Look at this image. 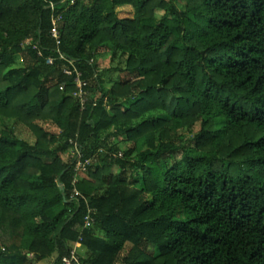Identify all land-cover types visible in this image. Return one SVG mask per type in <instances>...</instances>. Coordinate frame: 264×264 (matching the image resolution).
I'll list each match as a JSON object with an SVG mask.
<instances>
[{"label":"trees","instance_id":"16d2710c","mask_svg":"<svg viewBox=\"0 0 264 264\" xmlns=\"http://www.w3.org/2000/svg\"><path fill=\"white\" fill-rule=\"evenodd\" d=\"M70 140L90 159L76 182ZM72 251L264 264V0H0V264Z\"/></svg>","mask_w":264,"mask_h":264},{"label":"built area","instance_id":"2783aa9c","mask_svg":"<svg viewBox=\"0 0 264 264\" xmlns=\"http://www.w3.org/2000/svg\"><path fill=\"white\" fill-rule=\"evenodd\" d=\"M51 8H53V4L50 3L49 5ZM61 22V15H56L54 17H52V21H51V29H50V35L51 37L54 39L55 43L58 45L60 44V34H59V30H58V24ZM59 59L61 60H66V57L59 52ZM46 62L48 64H52L53 63V58L49 57ZM70 65H72V68H63V72L67 75L70 76L74 73V77H73V84L75 86V90L72 92V95L74 98H76L77 100H79V103L81 105V108H84V104L87 101V91L85 90V87L87 86V82L82 78V74L81 72H79L75 66L73 65V63L71 61H69ZM63 87V86H62ZM70 143V157H72L74 159V168H73V182H76L82 174L81 171L85 172L87 170V166L90 164V159L86 158L83 159L82 156V148L81 146L73 140L69 141ZM108 155L112 158H120L123 156V154L120 151L117 152H110L108 153ZM77 193V192H76ZM92 211L91 209H89V212ZM86 215L84 218V227H89L91 225H93L94 220L92 217H90L89 215ZM75 251H72L71 256L68 257H64L63 258V263L64 264H77V257L74 254Z\"/></svg>","mask_w":264,"mask_h":264},{"label":"rangeland","instance_id":"374dc122","mask_svg":"<svg viewBox=\"0 0 264 264\" xmlns=\"http://www.w3.org/2000/svg\"><path fill=\"white\" fill-rule=\"evenodd\" d=\"M178 5H179V7H181L182 4H178ZM127 9H129V8H128V7H121V8H118V10H117V11H118V15H120V16H125V15L127 14V11H128ZM162 14H163V11H161V10H156V12H155V17H154V19H152V20L150 21V23H152V25L157 24V22L159 21V18L161 17ZM98 59L101 60L100 65L103 66V67H107V65L109 64V58H108V55H106V54H103V55L100 56ZM112 76L114 77L115 75L113 74ZM121 77H126V75H125V74H122ZM109 87H110L109 83H106V84L104 85V89H105V90H106V89H109ZM98 94H99V93H96L95 95H98ZM44 127H46V128H47L49 131H51V132L57 131V129L54 128V126L49 125V124H47V123L44 124ZM15 129H16V133H17V135H18L19 137H21V138H25V139H27V140H33L32 137H31V135H30V133H29V131L26 130L25 128L20 127V126H17ZM124 148H125V147H124V144H123V143H120V144H119V149H120V152H121L122 154H123ZM100 151H101V150H100ZM109 152H110V151H109ZM109 152H108V153H109ZM70 153H71V152H70V150L68 149V151H67L66 154L63 156V158H64V159H67V157L71 155ZM108 153H107V155H108ZM118 171H119V169L115 166V167L113 168V172H118ZM81 174H82V177H85V178L88 177L86 171H85V172L81 171ZM81 248H82V249H81ZM76 249L84 250L82 246H78ZM29 263H30V264H52V258L47 259V260H43V261H42V260H41V261H35V260L33 259V260L30 261Z\"/></svg>","mask_w":264,"mask_h":264},{"label":"crops","instance_id":"0c3cea01","mask_svg":"<svg viewBox=\"0 0 264 264\" xmlns=\"http://www.w3.org/2000/svg\"><path fill=\"white\" fill-rule=\"evenodd\" d=\"M77 247H78V246H77ZM77 247H76V248H77ZM76 248H75L76 252H79L80 254H84V250H81L82 248H81V249H76ZM83 249H84V248H83Z\"/></svg>","mask_w":264,"mask_h":264},{"label":"water","instance_id":"95a60500","mask_svg":"<svg viewBox=\"0 0 264 264\" xmlns=\"http://www.w3.org/2000/svg\"><path fill=\"white\" fill-rule=\"evenodd\" d=\"M59 187H60V189H62V185L61 184L59 185Z\"/></svg>","mask_w":264,"mask_h":264}]
</instances>
